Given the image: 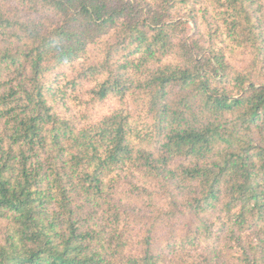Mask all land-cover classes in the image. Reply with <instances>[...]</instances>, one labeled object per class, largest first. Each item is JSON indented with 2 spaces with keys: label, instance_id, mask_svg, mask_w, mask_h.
<instances>
[{
  "label": "trees",
  "instance_id": "16d2710c",
  "mask_svg": "<svg viewBox=\"0 0 264 264\" xmlns=\"http://www.w3.org/2000/svg\"><path fill=\"white\" fill-rule=\"evenodd\" d=\"M0 264H264V0H0Z\"/></svg>",
  "mask_w": 264,
  "mask_h": 264
}]
</instances>
